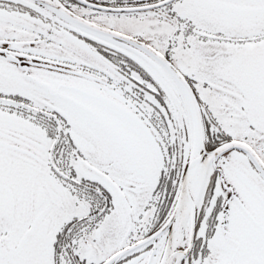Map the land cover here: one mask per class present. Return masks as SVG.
I'll use <instances>...</instances> for the list:
<instances>
[{
    "label": "snow or ice",
    "instance_id": "6c2138e0",
    "mask_svg": "<svg viewBox=\"0 0 264 264\" xmlns=\"http://www.w3.org/2000/svg\"><path fill=\"white\" fill-rule=\"evenodd\" d=\"M0 264H264V0H0Z\"/></svg>",
    "mask_w": 264,
    "mask_h": 264
}]
</instances>
